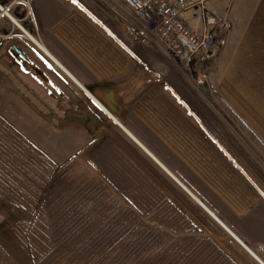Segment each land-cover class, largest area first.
<instances>
[{
    "label": "crops",
    "instance_id": "obj_1",
    "mask_svg": "<svg viewBox=\"0 0 264 264\" xmlns=\"http://www.w3.org/2000/svg\"><path fill=\"white\" fill-rule=\"evenodd\" d=\"M86 1L25 0L28 11L21 13L19 25L0 19L4 32L16 25L20 30L18 46L29 60L26 74L65 97L59 100L65 107L61 114H41L42 120L69 122L70 132L100 149L120 148L128 168L144 172L146 181L161 188L195 232L211 239L228 261L264 264V188L256 174L204 128V117L172 83L170 63L161 52L148 48L168 70L140 53L117 15ZM205 12L215 18L212 25ZM182 15L192 30L210 28L221 41L216 59L206 67L216 89L236 101L228 92L235 89L232 76L264 73V0H205ZM102 124L115 130L98 131ZM166 183L184 194L171 196Z\"/></svg>",
    "mask_w": 264,
    "mask_h": 264
},
{
    "label": "rangeland",
    "instance_id": "obj_2",
    "mask_svg": "<svg viewBox=\"0 0 264 264\" xmlns=\"http://www.w3.org/2000/svg\"><path fill=\"white\" fill-rule=\"evenodd\" d=\"M92 1L105 5L109 14L116 16L105 0ZM107 1L113 7L120 3ZM0 4L12 6L11 14L18 20L22 12L28 11L25 8L29 3L0 0ZM205 14L206 18L212 17ZM0 19L8 26L13 24L6 16ZM16 26L9 33L0 28V264H73L72 256L80 258V264H99L91 254L101 246L92 240V231H99L100 227L90 216L101 212L103 205L104 212L111 210V202H128L127 187H146V183L149 186L146 174L129 169V159L120 148L111 145V150L108 146L100 149L99 144L89 145L84 136L70 132L69 122L54 124L42 120L41 114L59 110L61 114L65 107L60 101L65 97L56 87L49 89L34 74H26L28 57L23 60L25 69L16 61L11 45L18 46L22 41ZM160 52L178 78L184 79L180 77L187 91L180 83H173L181 98L187 99L200 116L204 104L207 121L215 124L217 131L226 130L233 136L264 178V73L233 75L235 89L229 84L233 90L228 92L236 95L235 101L226 98V91H219L215 85L211 93L200 90L179 64ZM222 78L217 76V81ZM191 95L193 98H188ZM106 122L112 121L106 118ZM99 130L109 134L115 129L104 126ZM174 183H166L164 190L171 196L184 194ZM162 193L160 188L158 199L163 198ZM176 210L183 217L182 211ZM79 213L84 219H75ZM163 218L169 239L177 233L194 235L197 228L188 220H174L168 206ZM155 221L152 223L159 225ZM213 247L224 257L223 260L218 256L221 261L216 264H233L222 250Z\"/></svg>",
    "mask_w": 264,
    "mask_h": 264
},
{
    "label": "trees",
    "instance_id": "obj_3",
    "mask_svg": "<svg viewBox=\"0 0 264 264\" xmlns=\"http://www.w3.org/2000/svg\"><path fill=\"white\" fill-rule=\"evenodd\" d=\"M137 45L140 53L144 55H150L148 48L155 50L151 45L140 42ZM131 50L133 51V49ZM150 57L154 60L151 62L154 65L156 64V68L162 67L164 70H168L170 66L172 83L178 82L186 91L188 90L184 85V79L180 75L183 80L180 77L178 78L177 72L170 64L168 66L156 56L152 58L150 55ZM188 98H193V95ZM202 112L204 119L201 120V123L210 135L228 149L230 155H233L255 173L261 187L264 188L262 173L252 162L248 152L226 130L220 129V131H217L215 124L207 121L208 113L204 104ZM159 192V187L151 184L148 186L147 183L146 187L136 185L127 187L125 200L128 202H111V210L106 209L104 212L103 205L101 212L90 216L91 219L96 220V225L100 227L99 231L97 230L98 232L92 231V240L101 245L97 251L91 252L94 261L99 264H216V262L221 261L220 259L224 260L220 251L214 249L215 244L211 239L200 234L197 235L195 231L194 235H178L177 233L169 239L170 235L163 227L165 207L172 208L174 220L187 219L183 218L173 208L172 203L163 193V198L158 199ZM82 215L83 213L76 214L75 219H84ZM153 219H156L155 222H158L160 226L153 224ZM218 256H220V259ZM72 260L73 264L81 263L78 257L72 256Z\"/></svg>",
    "mask_w": 264,
    "mask_h": 264
},
{
    "label": "built area",
    "instance_id": "obj_4",
    "mask_svg": "<svg viewBox=\"0 0 264 264\" xmlns=\"http://www.w3.org/2000/svg\"><path fill=\"white\" fill-rule=\"evenodd\" d=\"M107 0H105L106 2ZM113 9L125 32L136 42L156 46L182 68L192 83L204 92H213L206 64L217 57L221 41L210 28L202 33L185 22L183 11L205 0H118ZM108 2V1H107ZM128 10V11H126ZM12 6L0 5V17L11 18ZM207 24L215 22L207 18Z\"/></svg>",
    "mask_w": 264,
    "mask_h": 264
},
{
    "label": "water",
    "instance_id": "obj_5",
    "mask_svg": "<svg viewBox=\"0 0 264 264\" xmlns=\"http://www.w3.org/2000/svg\"><path fill=\"white\" fill-rule=\"evenodd\" d=\"M11 53L16 58V61L25 69L23 60H27L26 54L16 44L11 45Z\"/></svg>",
    "mask_w": 264,
    "mask_h": 264
},
{
    "label": "bare ground",
    "instance_id": "obj_6",
    "mask_svg": "<svg viewBox=\"0 0 264 264\" xmlns=\"http://www.w3.org/2000/svg\"><path fill=\"white\" fill-rule=\"evenodd\" d=\"M11 16V18H12V20L16 23V24H18L19 25V23H18V21H17V19L16 18H14L12 15H10ZM31 36V35H30Z\"/></svg>",
    "mask_w": 264,
    "mask_h": 264
}]
</instances>
